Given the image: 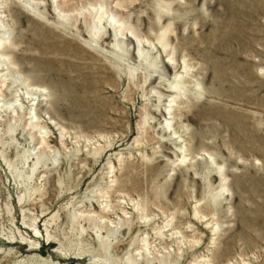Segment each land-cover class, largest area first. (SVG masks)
<instances>
[{
    "label": "rangeland",
    "instance_id": "1",
    "mask_svg": "<svg viewBox=\"0 0 264 264\" xmlns=\"http://www.w3.org/2000/svg\"><path fill=\"white\" fill-rule=\"evenodd\" d=\"M0 264H264V0H0Z\"/></svg>",
    "mask_w": 264,
    "mask_h": 264
},
{
    "label": "bare ground",
    "instance_id": "2",
    "mask_svg": "<svg viewBox=\"0 0 264 264\" xmlns=\"http://www.w3.org/2000/svg\"><path fill=\"white\" fill-rule=\"evenodd\" d=\"M97 20H98V18H97Z\"/></svg>",
    "mask_w": 264,
    "mask_h": 264
}]
</instances>
